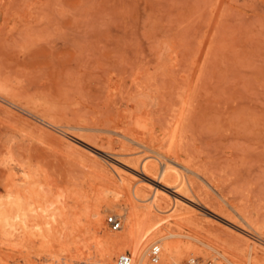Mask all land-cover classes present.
Listing matches in <instances>:
<instances>
[{
	"label": "rangeland",
	"instance_id": "rangeland-1",
	"mask_svg": "<svg viewBox=\"0 0 264 264\" xmlns=\"http://www.w3.org/2000/svg\"><path fill=\"white\" fill-rule=\"evenodd\" d=\"M147 155L205 189L165 204V226L220 233L240 264L242 242L184 213L208 196L264 259V0H0V206L55 202L0 222V264H99L92 213Z\"/></svg>",
	"mask_w": 264,
	"mask_h": 264
},
{
	"label": "bare ground",
	"instance_id": "bare-ground-1",
	"mask_svg": "<svg viewBox=\"0 0 264 264\" xmlns=\"http://www.w3.org/2000/svg\"><path fill=\"white\" fill-rule=\"evenodd\" d=\"M134 145L136 146L137 144ZM141 149H143V147ZM145 150H147V148ZM123 156L125 157V155ZM151 156L154 155H147V157H145L146 161H144L143 164L141 163L142 171L135 170L134 174L132 173L133 177H135L136 179H132V182L134 181L133 187L130 190V196L125 199L126 201L124 200V198L122 199L124 202L120 201L122 191L120 190L121 186L117 185L114 190L107 191V193H113L114 196L112 198L103 196L104 199L98 204L96 210L92 213V215L96 218V223L99 225V230H97L100 234V247L98 250L100 255L99 264H114L116 257H119L123 253L126 254V252L130 253V255L132 256V264H154L151 259V250L152 247L156 245L159 246L161 250L159 261L157 264H185L187 261H189L188 264H207L210 263L207 262V260L210 258L211 252H214V254L212 255L215 257V260L218 261L211 264H238L236 260L222 246L224 243L228 242V239L222 236L220 233L213 234L215 241H206L194 234L183 233L179 231V227L174 228L173 226H165V224L173 220L172 216L159 218V216L157 215V213L160 214L164 212L165 204H171L174 199L175 210L177 212L178 207L181 205V203H183V201H185V197H188V194L192 193L194 189H201L204 191L205 189L194 179L190 177L187 178L181 173L182 171L187 173V170L190 171L191 168L188 169L183 165L182 167L184 168L177 167L172 165L171 163H167L166 161H150L149 158ZM112 157L114 156L112 155ZM103 160L110 164V162L105 158H103ZM194 173L195 172H192V174ZM127 179V177L121 175L120 181L123 184ZM142 188L152 193V198L149 202L146 198L147 195L142 192ZM126 195H128V193ZM48 203L49 202H47V204ZM54 204L55 202L51 203L50 206L38 204L35 205L31 210L25 207V202L23 200L10 199L9 209L0 206V222L5 221L7 225H9L11 221L19 220L28 225L31 212H34V210H36L41 211V213L43 214L50 213L49 207L52 208ZM225 204L227 203L225 202ZM30 205L33 206L32 204ZM116 208L119 209L118 212H120V216L123 217V228L117 233H106L103 230L104 212L105 210L109 209L113 211ZM230 208L232 209V207ZM199 210H206V212L211 215L210 219L212 220L211 223L213 224V227L220 230V232L225 234V236L227 235L232 237L234 245L242 242L243 253L240 264H264V259L259 254L257 246L249 241L251 240V238L249 237V235L251 234L248 235L246 233V229L236 225L229 219L222 216L221 213H224V210L216 208L212 198L207 196V201L205 204H200L196 208L187 209L184 211V213L186 212L188 214H195L198 213L197 211ZM34 215L35 212L33 216ZM50 216L52 217V220L46 222L48 226L53 221L57 220L56 216ZM116 217L122 221L120 217ZM243 219L245 221H242L246 222L245 225L248 224V228L253 227L252 221L247 218ZM42 223L43 222L41 221L40 225ZM217 224H223L231 230H235L234 228L238 229L237 232L241 236H243V238L233 236L229 231L222 227H219V225ZM34 226H38V224H34ZM37 229L35 230V232L39 231V229ZM42 231L43 233L41 232L38 234H42L44 236V229ZM47 234H49V232ZM48 237L49 236H47L45 239L49 240ZM40 239L44 240V237ZM50 239L52 240L53 238L51 237ZM235 247L238 248V246ZM147 254L150 255V260L152 263L149 261V257Z\"/></svg>",
	"mask_w": 264,
	"mask_h": 264
},
{
	"label": "built area",
	"instance_id": "built-area-1",
	"mask_svg": "<svg viewBox=\"0 0 264 264\" xmlns=\"http://www.w3.org/2000/svg\"><path fill=\"white\" fill-rule=\"evenodd\" d=\"M107 224L113 231H120L122 229V221L117 218L115 215H110L107 218ZM160 247L154 246L151 250V259L154 264H157L159 261ZM116 264H132V256L130 254H122L116 260ZM211 264V263H208Z\"/></svg>",
	"mask_w": 264,
	"mask_h": 264
}]
</instances>
